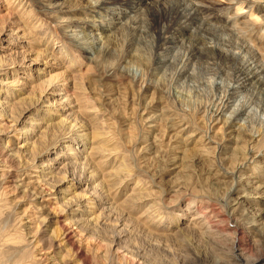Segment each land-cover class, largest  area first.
<instances>
[{
  "label": "rangeland",
  "instance_id": "rangeland-1",
  "mask_svg": "<svg viewBox=\"0 0 264 264\" xmlns=\"http://www.w3.org/2000/svg\"><path fill=\"white\" fill-rule=\"evenodd\" d=\"M213 1L219 19L198 11L199 20L250 49L239 56L247 66L259 63L262 83L236 93L228 87L242 77L232 65L195 61L188 44L156 51L144 19L134 38L117 32L108 42L94 25L109 26L118 11L87 9V0H0V114L8 116L0 115V163L7 171L0 180V264H200L193 259L199 253V261L219 264L233 259L237 245L236 256L264 258V228L252 227L264 204L248 199L230 207V199L250 190L248 178L264 183V0L239 11L241 0ZM46 106L55 114H46ZM152 117L158 130L149 128ZM23 143L35 149L20 154ZM251 146L263 154L252 163ZM47 161L45 173L55 174L41 176L37 168ZM18 177L38 183L17 187ZM76 179L85 183L68 188ZM67 189L73 199L104 202L100 225L77 230L63 213L65 203L37 197ZM134 197L146 200L132 204ZM101 209L94 210L98 217ZM65 230L72 234L60 244Z\"/></svg>",
  "mask_w": 264,
  "mask_h": 264
},
{
  "label": "bare ground",
  "instance_id": "bare-ground-1",
  "mask_svg": "<svg viewBox=\"0 0 264 264\" xmlns=\"http://www.w3.org/2000/svg\"><path fill=\"white\" fill-rule=\"evenodd\" d=\"M65 1V0H64ZM84 1V0H83ZM175 1V0H174ZM181 1V4H179V2ZM202 3L201 4H193L190 0H176V3H173V1H169V0H87L86 2V7L87 9H90V10H94L95 8H98V9H107L109 12H110V15H112L113 13H115V11H118V13H116L111 22H109V26H105L103 23V25L101 24V22H98L97 25L95 24L94 26L98 27V31H100L99 34H102L103 38H105L108 42L110 41H113L114 37H115V33L118 32L119 33H124V35H127V36H131V38H134L136 36L137 33L140 32V27H137V21L138 20H146V22L148 21V25H149V32L151 34H153L155 37V44L156 42L158 43V45L156 46V51L158 49L162 50V47L167 46V45H175V44H180V47L182 46H185V44H188L190 46H193V50L191 51L190 50V57L193 58V59H196L195 61H200V58H202L204 61H212V62H215V63H219V64H223L231 67L230 65H232V67H235V71H237L238 75L241 78L240 81H238V84L235 85V86H229V88H231V90H240V89H243V88H247L246 86H249V85H252V84H260V76L263 72V69L262 67L259 65H255L252 64L253 66L250 67V66H247V63L246 65L244 64V60L240 57L242 56H239V54L241 53V51H244L246 52L245 54L248 55L249 54V50L247 48H244L241 47L239 48V46H237L235 43L231 42L230 41V38L229 36L227 35H224L222 33H224V31H222L221 29L219 28H216L213 24H205L202 20H199L197 14H198V11L201 13V14H205L207 15L209 18L211 19H219V17L216 15V14H213L215 12V5L216 4L213 0H201ZM252 2V1H258V0H241L239 2H237L238 6L236 8L235 11H239V10H242V5L244 4H247ZM261 1V0H259ZM70 2V1H69ZM198 3V2H197ZM70 4V3H69ZM84 4V2H83ZM82 4V6H83ZM57 7L60 6L61 4H55ZM231 5V4H230ZM251 5V4H250ZM65 6V5H64ZM232 6V5H231ZM54 7V5H53ZM168 8V14H167V18H166V22L165 24H161V17H162V13L163 12H166L164 11V9ZM248 8V7H247ZM261 8H264V5L261 7ZM248 10V9H247ZM103 17H101L100 19H102ZM165 19V18H163ZM165 21V20H164ZM96 23V22H94ZM161 24V25H160ZM160 25V26H159ZM66 28H68V25H65ZM140 26V25H139ZM69 31V30H68ZM152 31V32H151ZM70 32V31H69ZM154 32V33H153ZM72 33V32H71ZM146 33V32H145ZM148 33V32H147ZM77 34V33H76ZM117 34V35H118ZM227 34V33H226ZM83 35V34H82ZM91 35V34H90ZM98 35V33H97ZM93 36V35H91ZM94 37V36H93ZM144 37V36H143ZM88 38V37H87ZM85 39V37H84ZM97 39V38H96ZM91 40V39H90ZM92 40H95V38H93ZM91 40V41H92ZM100 39L98 38L97 41H99ZM231 40H234V39H231ZM96 41V40H95ZM101 41V40H100ZM99 41V42H100ZM116 41V40H115ZM206 41V42H205ZM98 42V43H99ZM106 43V41H105ZM112 44V43H111ZM88 45V44H87ZM90 45V44H89ZM105 45V44H104ZM110 45V44H109ZM244 45V44H242ZM237 46V47H236ZM173 47V46H172ZM175 47V46H174ZM177 47V46H176ZM179 47V48H180ZM185 47H188V46H185ZM236 48L238 50V52L234 53L232 52L231 49L233 48ZM169 48V47H168ZM178 48V47H177ZM178 48V50H179ZM165 49V48H164ZM189 49H191L189 47ZM188 49V50H189ZM159 50V51H160ZM236 50V51H237ZM241 50V51H240ZM166 51V50H165ZM235 51V50H234ZM172 53V51H170ZM189 52V51H188ZM187 52V53H188ZM192 52V53H191ZM168 53V52H167ZM177 53V52H176ZM175 53V54H176ZM254 53V52H253ZM183 54V53H182ZM185 54V53H184ZM189 54V53H188ZM250 54H251V51H250ZM133 55V54H131ZM167 55V54H166ZM252 58L254 57V54H252ZM140 56V55H139ZM144 56V55H143ZM165 56V55H164ZM250 56V55H249ZM249 56H247L249 58ZM112 57V56H111ZM185 57H188V56H185ZM182 58V57H181ZM184 58V57H183ZM131 59V58H130ZM177 59V58H176ZM187 59V58H186ZM186 59L184 61H186ZM190 59V58H189ZM168 60V59H167ZM250 60V59H249ZM255 60V59H254ZM159 61V60H158ZM176 61V60H174ZM191 61V60H190ZM246 61V60H245ZM251 63H252V60H250ZM138 62V61H137ZM162 62V61H161ZM177 62V61H176ZM193 62V61H192ZM125 63V62H124ZM159 63V62H158ZM157 63V64H158ZM207 63V62H206ZM211 63V62H210ZM214 63V64H215ZM250 63V62H249ZM256 63V62H255ZM165 64V63H162V65ZM193 64V63H192ZM195 64V63H194ZM159 65V64H158ZM181 65V64H180ZM182 65H185V64H182ZM218 65V64H217ZM217 65L215 67H217ZM161 66V64H160ZM222 66V67H223ZM178 67V66H177ZM209 67V66H208ZM213 67V68H215ZM221 67V68H222ZM179 68V67H178ZM227 68V67H226ZM181 69V68H180ZM223 69V68H222ZM124 70V69H123ZM216 70V68H215ZM229 70V69H228ZM179 71V70H178ZM181 71V70H180ZM184 71V70H183ZM221 71V70H220ZM232 71V69H231ZM219 72V71H218ZM218 72L216 74V76H218ZM234 72V71H233ZM157 73V72H156ZM230 73V72H229ZM235 73V72H234ZM41 74V73H40ZM221 74V73H219ZM226 74V72H225ZM188 75V74H187ZM193 75V74H192ZM234 75V74H233ZM264 75V74H263ZM238 76V77H239ZM188 78V77H187ZM186 78V79H187ZM213 77H211L212 79ZM217 78V77H216ZM205 79V78H204ZM231 79V78H230ZM234 79V78H233ZM218 80H220L218 78ZM217 80V81H218ZM223 80V79H222ZM238 80V79H237ZM216 81V80H215ZM224 81V80H223ZM230 81H227L229 82V85H230ZM212 82V81H211ZM210 82V83H211ZM226 82V83H227ZM233 82V81H231ZM264 82V80H263ZM184 83V81H183ZM222 84V82H220ZM234 83V82H233ZM262 83V82H261ZM213 84V83H212ZM216 84V83H215ZM220 84V85H221ZM224 84V83H223ZM236 84V82H235ZM4 85V84H3ZM193 85V84H192ZM202 85V84H201ZM226 85V84H225ZM214 85H212L213 87ZM228 86V84H227ZM257 86V85H256ZM252 87V86H251ZM254 87V86H253ZM252 87V89H253ZM262 87V86H261ZM218 88V87H217ZM216 88V89H217ZM221 88V87H220ZM225 88V87H224ZM255 88V87H254ZM264 88V87H263ZM215 89V88H214ZM219 89V88H218ZM251 89V88H250ZM249 89V90H250ZM251 89V90H252ZM259 89V87H258ZM262 89V88H261ZM260 89V90H261ZM220 90V89H219ZM218 90V91H219ZM250 90V92H252ZM257 90V89H255ZM227 91V90H226ZM236 91V93L238 92ZM248 91V90H247ZM264 91V90H263ZM216 92V91H214ZM246 92V91H244ZM235 92L233 94H236ZM241 93V92H240ZM239 93V94H240ZM248 93V92H247ZM259 93V91H258ZM261 93V91H260ZM231 94V92H230ZM244 94V93H243ZM255 94V93H254ZM257 94V93H256ZM52 95V94H51ZM227 95V94H226ZM246 95V94H245ZM259 95V94H258ZM240 96V95H239ZM243 96V95H242ZM264 96V95H263ZM226 97V96H225ZM234 98V95L232 96ZM249 98V97H248ZM247 98V99H248ZM67 99V98H66ZM225 100V99H224ZM241 99H238V102H240ZM237 102V101H236ZM245 102V101H244ZM254 102V101H253ZM252 102V103H253ZM230 103V102H229ZM0 104H4L2 102H0ZM237 104V103H236ZM245 104V103H244ZM8 105V104H7ZM6 105V106H7ZM222 105V104H221ZM246 105V104H245ZM244 105V106H245ZM2 105H0L1 107ZM213 106V105H212ZM232 106V105H231ZM50 106H46L45 108L47 109L45 111L46 114L48 115H51L52 114V110L49 108ZM236 109V107H234ZM240 108V106H239ZM245 108V107H244ZM251 108V107H250ZM2 109V108H1ZM5 109V108H4ZM161 109V108H160ZM249 109V108H248ZM3 110V109H2ZM213 110V109H212ZM233 110V109H232ZM243 110V109H242ZM6 111V110H4ZM220 111V110H219ZM222 111V110H221ZM225 111V110H224ZM243 111H246V110H243ZM250 111V110H249ZM8 112V111H7ZM227 112V111H225ZM231 112H229L230 114ZM9 114V113H8ZM11 114V113H10ZM53 114H55L53 112ZM1 115V114H0ZM222 115V114H221ZM226 115V113L224 114ZM235 115V114H234ZM213 116V115H212ZM228 116V115H227ZM2 118H5L7 119L8 116L7 114H4L1 115ZM210 119V118H209ZM214 119V118H213ZM240 119V118H239ZM8 121V120H7ZM62 121V120H60ZM148 123L150 124L149 125V128L151 130H158L156 129V125H155V120L154 118H148L147 119ZM18 122V121H17ZM25 123V122H24ZM19 124V123H18ZM55 125V124H53ZM82 125V124H81ZM222 125V124H221ZM235 125V124H234ZM30 126V125H29ZM48 127V126H47ZM62 127V126H61ZM33 128V127H32ZM83 128V127H82ZM214 128V126H213ZM25 130V128H23ZM34 129V128H33ZM32 129V130H33ZM217 129V128H215ZM219 129H221L219 127ZM230 129V128H229ZM235 129V128H233ZM31 130V131H32ZM209 130V129H208ZM213 130V129H212ZM222 130V129H221ZM232 130V129H231ZM44 131V130H43ZM53 131V130H52ZM182 131V130H181ZM218 132H220L219 130H216ZM3 132V131H2ZM16 132V131H14ZM28 131H25V133H27ZM24 133V132H23ZM24 133V134H25ZM64 133V132H63ZM217 133V132H215ZM230 133V132H229ZM0 134H1V131H0ZM24 134H21V133H18L16 132L15 133V136H18V137H21L22 135L25 137ZM29 134V133H28ZM76 135V134H75ZM238 135V134H237ZM216 136V135H215ZM40 137V136H39ZM190 136H188L189 138ZM235 137V136H234ZM237 137V136H236ZM259 137V136H258ZM65 138V137H64ZM69 138V137H68ZM252 138V136H251ZM7 139V138H6ZM66 139V138H65ZM238 139V138H237ZM232 140V139H231ZM38 141V140H37ZM183 141V139H182ZM226 141V140H225ZM256 141L258 142V140H255L252 138V143ZM237 142V140H236ZM251 142V140H250ZM183 143V142H182ZM185 143V142H184ZM251 143V144H252ZM255 143V142H254ZM63 144V143H62ZM34 145L35 143H30V144H25L23 143L21 146H20V154H27L29 152H32L31 150H33L32 148H34ZM58 145V143H57ZM59 146V145H58ZM85 146V144H83V147ZM254 146V145H253ZM251 146L249 147V156L250 158L247 160L250 161V163L253 162L254 159H256V157H262L263 154L256 151L254 149V147ZM36 147V146H35ZM238 147V146H237ZM5 149L7 150V148L5 147ZM35 149V148H34ZM238 149V148H237ZM234 150V149H233ZM263 150V149H262ZM9 151V150H8ZM261 151V150H260ZM264 151V150H263ZM10 152V151H9ZM193 152V151H192ZM248 152V151H247ZM262 152V151H261ZM201 153V152H200ZM41 154V153H40ZM247 154V153H246ZM54 155V154H53ZM56 155V154H55ZM61 155V154H60ZM247 156V155H246ZM245 156V157H246ZM51 161V160H50ZM49 161H47V163H44L43 165L39 166L37 169L39 170V174L42 176V175H54L53 174V169H50L49 172H46L45 173V170H48L47 168H49ZM69 164V163H68ZM4 165V164H3ZM2 165V163H0V180L4 179L5 178V174H6V170L4 169V166ZM84 165V164H83ZM64 166V165H63ZM71 166V165H70ZM247 164L246 163H242L241 165H239L238 169L239 170H242L243 168H246ZM69 167V165H68ZM88 167V166H87ZM6 168V167H5ZM51 168V167H50ZM36 169V170H37ZM90 169V168H88ZM80 170V169H79ZM92 170V169H91ZM173 170V169H171ZM234 170V169H233ZM35 171V170H34ZM62 171V169H61ZM90 171V170H89ZM180 171V169H179ZM236 171V169H235ZM64 173V171H63ZM87 173H88V170H87ZM233 173V172H231ZM8 174V173H7ZM83 174V173H82ZM236 174V173H235ZM57 175V174H56ZM93 175V174H92ZM90 175L89 178L90 180L93 179L94 177ZM234 175V174H232ZM30 176V175H29ZM33 176V175H32ZM76 176V175H75ZM50 177V176H49ZM79 177V176H78ZM86 177V176H85ZM96 177V176H95ZM242 177V176H241ZM249 177V176H248ZM247 177V178H248ZM47 178V177H46ZM54 178V176H53ZM73 178V177H72ZM82 178V177H81ZM238 179H240L239 176H237ZM42 179V177H41ZM52 180V178H50ZM49 179V180H50ZM80 179V178H79ZM71 180L69 183H71V185L68 187V188H76L80 185L83 184L84 181L82 180ZM104 179V178H103ZM237 179V180H238ZM35 180V179H34ZM63 180V179H62ZM245 180V179H244ZM247 180H249L248 182V186H249V191L248 192H242L241 195L238 197H235L234 199H230L231 201V205L230 207H238L239 206H242L244 203H246L248 201V199H254V200H257L261 202V204H264V183H260L259 184H254L253 181L248 178ZM37 181V180H36ZM36 181H26V182H21V180L19 179V177L16 179V181L14 182L16 184L17 187H25V188H29L31 185H35V183H38ZM47 181V180H46ZM88 181V180H87ZM92 181V180H91ZM43 182V181H42ZM41 182V183H42ZM61 182V181H60ZM65 182L62 181L61 183H59L58 187L60 188ZM68 183V182H67ZM68 183V184H69ZM85 183V182H84ZM48 184V183H47ZM92 184V183H91ZM43 186V185H42ZM67 186V185H66ZM55 187V186H54ZM90 187V186H89ZM31 188V187H30ZM96 188H97V184H96ZM24 189V188H23ZM32 189V188H31ZM56 189V188H55ZM54 189V190H55ZM69 189V190H70ZM89 189V188H88ZM103 189V188H102ZM68 189L65 190V191H61L57 194H53L52 192L50 191H47L45 192L44 195H39L37 197H46L44 198L45 201H47V203H54V204H57V203H65L64 205V214L66 216H68L70 218L69 220V223L73 226V227H76L79 228L81 226H85V228L87 227V230H91V228H94L96 225L99 224V220L100 218L104 217L102 215L103 214V211L104 209H101L103 208L102 206L104 205V202L99 200V199H90L89 201H86V200H82V199H73V196H70V191ZM90 190V189H89ZM243 190V188H242ZM248 190V189H246ZM25 191V190H24ZM53 191V190H52ZM106 191V190H105ZM109 191V190H108ZM111 191V190H110ZM232 191V190H230ZM234 191V190H233ZM36 192V191H35ZM55 193V192H54ZM99 194V193H98ZM148 194V193H147ZM38 195V194H37ZM92 196V195H91ZM103 196V195H102ZM72 197V198H71ZM36 199V198H35ZM145 197H134L132 199H130V203H134V202H142V201H145L144 200ZM43 200V199H41ZM108 200V199H107ZM106 202V201H105ZM127 202V201H126ZM224 203V202H223ZM228 203V202H227ZM60 204V205H61ZM112 204V203H111ZM117 206V205H116ZM261 206V205H260ZM44 207V206H43ZM130 208V205L128 206ZM229 207V206H228ZM242 208V207H241ZM97 209H101V215L100 217H98V215H95V212L94 210H97ZM106 209V208H105ZM108 209V208H107ZM111 209V208H110ZM121 209V208H120ZM233 209V208H232ZM231 209V210H232ZM235 209V208H234ZM118 210V208H117ZM122 210V209H121ZM130 210V209H129ZM253 210V209H252ZM109 210H107L106 212H108ZM111 211V210H110ZM109 211V212H110ZM148 210H146V213ZM145 212V211H144ZM211 212V211H210ZM231 212V211H230ZM234 213V211H232ZM255 212H258L256 217H258V220L256 221V223L252 226L254 228V230H260L264 228V209H256ZM254 212V213H255ZM112 213V212H111ZM110 213V214H111ZM116 213V212H115ZM157 213V212H156ZM242 213H245V212H242ZM109 213H107L106 216H110L108 215ZM152 214V213H151ZM155 214V213H154ZM152 214V216L150 217V219L152 217H154ZM232 214V213H231ZM253 214V213H252ZM144 217V215H141ZM202 216V215H201ZM244 216V215H243ZM248 215H246L247 217ZM20 217V216H19ZM56 217V216H55ZM140 217V216H139ZM142 217V218H143ZM54 217H50L49 218V221L50 220H53ZM138 218V217H137ZM141 218V217H140ZM149 218V217H147ZM245 218V217H244ZM139 219V218H138ZM196 217L193 218L192 220L195 221ZM251 219V217H250ZM254 219V217H253ZM153 220V219H152ZM256 220V219H255ZM144 221V220H143ZM243 221V220H242ZM250 221V220H249ZM137 222V221H136ZM142 222V221H141ZM248 222V220H247ZM252 222H255L252 220ZM149 223V222H148ZM154 223V222H153ZM152 223V224H153ZM143 224V222H142ZM145 224V222H144ZM159 224V223H158ZM100 225V224H99ZM124 225V224H122ZM129 225V224H128ZM150 225V224H149ZM252 225V224H251ZM98 227V226H97ZM149 227V226H148ZM152 227V226H151ZM237 227V226H236ZM157 228V227H156ZM189 228V227H188ZM251 228V227H250ZM126 229V228H124ZM155 229V228H154ZM239 229V228H238ZM63 230V229H62ZM61 230V231H62ZM78 230V229H77ZM85 230V229H84ZM89 230V231H90ZM253 230V231H254ZM258 230V231H259ZM72 231V230H71ZM143 231V230H142ZM148 232V231H147ZM196 232V231H195ZM53 233V232H51ZM60 235H59V242L60 244H63L68 242L69 239H70V235L72 234L70 231L68 230H65L63 231L62 233L59 232ZM227 233V232H226ZM230 233V232H229ZM258 233V232H257ZM152 234V233H151ZM262 234V232H261ZM32 235V234H31ZM142 235V234H141ZM154 235V234H153ZM166 236V235H165ZM227 236V235H226ZM162 237V236H161ZM234 237V236H233ZM264 237V236H263ZM33 238V237H32ZM152 238V237H151ZM159 238V237H158ZM180 238V237H179ZM35 239V238H34ZM264 239V238H263ZM205 240V243L206 245H210V243L212 244V242L208 241L207 239H204ZM239 240V239H238ZM34 241V240H33ZM213 241V240H212ZM215 241V240H214ZM233 241V240H232ZM261 241V239L259 240ZM218 242V241H217ZM221 242V241H219ZM262 242V241H261ZM214 243V242H213ZM69 244V243H68ZM73 244V242H72ZM215 244V243H214ZM219 244V243H218ZM216 245V244H215ZM60 246V245H59ZM214 246V245H213ZM213 249H215L216 247H213ZM119 247V246H118ZM197 247V246H196ZM221 247H222V244H221ZM233 247V246H232ZM207 248V247H206ZM220 248V247H219ZM235 249V247H233V250ZM237 249V250H236ZM236 249L233 251V256H232V260H228V261H224V260H219V264H264V258H256V259H244V257L242 258V256H239V253L237 254L238 256H236L234 253L235 251H239V248H238V245L236 246ZM70 250V249H69ZM214 251V250H213ZM221 251V250H220ZM231 251V250H230ZM192 252H194L192 250ZM202 252V251H201ZM205 252V251H204ZM212 252V251H211ZM40 253V252H39ZM49 253V252H48ZM213 253V252H212ZM221 253V252H220ZM225 253V252H224ZM227 253V252H226ZM231 253V252H230ZM202 253H199V254H196L193 259L195 261H197L198 263L200 264H207L205 263L204 259L203 261H199L198 259L200 258H204V255H201ZM216 254V253H215ZM190 256V255H189ZM208 256V255H207ZM219 256V254H218ZM217 256V257H218ZM223 256V254H222ZM188 257V256H187ZM186 257V258H187ZM229 257V256H228ZM258 257V256H257ZM152 258V257H151ZM215 258V257H213ZM220 258V257H219ZM250 258V257H249ZM210 259V258H209ZM48 260V259H47ZM190 260V259H189ZM135 261V260H134ZM150 261V260H149ZM170 261V260H169ZM196 262V263H197ZM169 263V262H168ZM211 263V262H210ZM217 264V262H216Z\"/></svg>",
  "mask_w": 264,
  "mask_h": 264
}]
</instances>
